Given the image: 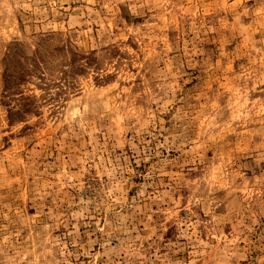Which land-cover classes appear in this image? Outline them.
<instances>
[{"label":"rangeland","instance_id":"374dc122","mask_svg":"<svg viewBox=\"0 0 264 264\" xmlns=\"http://www.w3.org/2000/svg\"><path fill=\"white\" fill-rule=\"evenodd\" d=\"M0 264H264V0H0Z\"/></svg>","mask_w":264,"mask_h":264}]
</instances>
